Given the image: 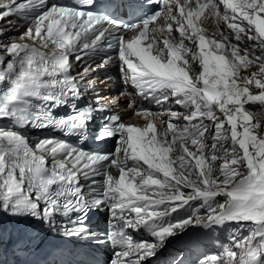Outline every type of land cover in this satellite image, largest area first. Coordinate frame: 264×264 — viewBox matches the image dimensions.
Listing matches in <instances>:
<instances>
[{"label":"snow or ice","instance_id":"1","mask_svg":"<svg viewBox=\"0 0 264 264\" xmlns=\"http://www.w3.org/2000/svg\"><path fill=\"white\" fill-rule=\"evenodd\" d=\"M154 2L156 11L137 16L141 0H121L119 7L129 9L124 14L135 22H125L107 8L93 10L97 0L0 4V20L32 15L34 27L20 39L41 42L40 47L0 45V118L13 124V129L0 128V212L20 225L39 220L55 226L58 216L68 218L73 226L61 231L69 237L88 232L89 211L106 206L115 222L108 240L119 249L111 264H141L168 237L193 223L229 226L231 244L198 256L192 264H264V134L259 118L246 107L264 109V0ZM206 9L224 22L235 43L219 27L212 36L205 34L197 21ZM162 12L167 34L161 42L149 36V26ZM168 21L178 25V37ZM112 30L130 35L114 36ZM245 38L252 43L244 44ZM105 46L117 52L125 83L162 106L161 112L136 109L134 114L155 116L161 123L166 115V128L159 130L152 120L144 127L126 125L113 114L101 118L94 139L99 143L118 137L114 152L88 154L50 138L31 146L14 129L56 128L84 139L95 113L107 110L104 105L78 107L82 92L70 63V58L79 62ZM48 48L52 50L44 51ZM193 64L198 65L195 76L190 75ZM87 72L85 68L80 79ZM168 103L188 114L164 107ZM68 107L67 115L55 114ZM181 116L183 125L173 122ZM113 167L118 176L109 171ZM97 175L102 179L98 187H90L89 198L81 180L96 185ZM190 202H199L192 216L168 219L185 206L193 208ZM200 208L208 214L200 216ZM140 227L155 242H134L126 232Z\"/></svg>","mask_w":264,"mask_h":264},{"label":"bare ground","instance_id":"2","mask_svg":"<svg viewBox=\"0 0 264 264\" xmlns=\"http://www.w3.org/2000/svg\"><path fill=\"white\" fill-rule=\"evenodd\" d=\"M11 0H0V3L7 2ZM11 23H2L0 24V30H3V34L0 35V45H10L12 42L16 43H29V44H36L40 43L39 39L32 41L25 38L21 40L20 37L25 34L27 29L21 27L19 28L17 25H9ZM0 55H4L3 48L0 46ZM10 58V57H6ZM104 64L97 59L90 60L85 59L79 62H76L74 65L73 73L77 76V81L79 82L81 92L83 94L84 99L91 102L92 104H104L109 105V96L114 97L115 100H118V104L121 105L123 101V97L118 95L116 91V86L120 85L117 76L115 75L113 68L107 69L103 66ZM99 66V67H97ZM87 68L88 72L85 74L84 79H80V75L84 74V69ZM95 69V70H94ZM256 69L252 70L255 71ZM198 71V65H192V72L195 76L196 72ZM242 75L248 74V71L242 72ZM89 81L91 83H89ZM258 90L254 91V94H257ZM257 106V105H253ZM248 107V106H246ZM258 111L253 112V115L259 118L260 123H264V109L257 106ZM139 120H137V123ZM211 129V128H210ZM261 134H264L259 129ZM212 132V129H211ZM219 163V162H217ZM185 191H189L185 189ZM224 199V197H218ZM177 232L176 235H178Z\"/></svg>","mask_w":264,"mask_h":264},{"label":"rangeland","instance_id":"3","mask_svg":"<svg viewBox=\"0 0 264 264\" xmlns=\"http://www.w3.org/2000/svg\"><path fill=\"white\" fill-rule=\"evenodd\" d=\"M255 111H258V109H255V110H253V112H255ZM264 120V119H263ZM261 124V127H260V130L262 131V132H264V123H260ZM188 227V226H187ZM186 227V228H187Z\"/></svg>","mask_w":264,"mask_h":264}]
</instances>
